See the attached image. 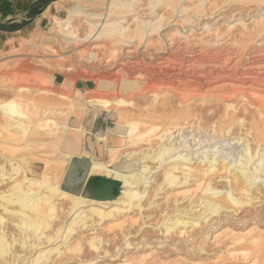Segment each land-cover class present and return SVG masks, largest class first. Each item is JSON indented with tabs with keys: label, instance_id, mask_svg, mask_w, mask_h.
Instances as JSON below:
<instances>
[{
	"label": "bare ground",
	"instance_id": "obj_1",
	"mask_svg": "<svg viewBox=\"0 0 264 264\" xmlns=\"http://www.w3.org/2000/svg\"><path fill=\"white\" fill-rule=\"evenodd\" d=\"M61 2L62 0H57L54 4H61ZM108 10L113 15L107 16L109 19L98 31L96 38L105 40L116 38L122 43L128 36L125 34L126 30L120 25V19L124 13L135 11L132 9V0H110ZM80 15L81 13L73 8L69 10L66 20L56 19L60 32L64 34V44L77 39L71 29V20ZM137 16L139 19L140 16ZM84 20L88 24V34L91 35L98 21H91L88 15ZM258 29L257 34H261L259 32L264 27ZM133 35L129 38H134ZM138 39H141L140 35ZM200 47L197 54L191 55V58L187 56L189 69L193 68L194 64L204 67L197 74L189 75L184 72L185 69L182 72L184 67L181 69V66L186 60L184 55L178 54L166 59L159 56L155 64L148 62L149 64L144 66L146 68L143 69V78H137L136 75L137 79L134 80L136 84L130 91L127 92L129 89L123 85L125 82L120 83L123 85L120 91L127 92V96L135 95L144 98L151 95L155 98L159 94L163 95L153 109L144 112L146 114L143 113L144 116L140 112L141 116H137V120H130L123 110L122 113H108L112 120L117 121L115 126L118 127L124 145L120 149L109 148L110 158L107 163L89 159L87 166H80L84 172V180L79 185L71 178L74 168L72 163L69 165V160L73 156L71 152L79 149L78 138L72 141L65 139L67 131L79 134L80 137L85 135L84 128L75 129L69 125L77 102L70 96L57 95L54 98V94L49 91H43V94L39 93L37 97L27 88L19 89L20 94H25L27 99L24 104L19 103L22 101L15 100L0 102V145L11 149L16 144L17 148L24 152L15 160L0 156V264H51L53 258L59 261L60 257L67 252L78 253L85 243L88 249L98 252L110 241L91 235L87 239H78L70 247H67V244L72 234L89 232L94 225L99 227L102 222L108 224L109 229L119 228L122 231L119 236L122 244L120 246L116 242L113 244L117 253L122 252L121 246L124 248L131 246L128 239L131 234L135 236L144 229H150L151 232L157 233L155 244H163L169 248L163 253L185 252L188 249L190 257L187 259H194L198 258L200 252L206 251L205 242L209 236L214 240L218 239V235L211 237L209 233H216L222 228L234 227L245 221H249L248 225L253 226H258L262 222L264 210L254 206L264 200V149H261L262 141H264V123H261L263 120L253 121L251 125L255 132L253 135L250 134L251 140L255 142L253 147L249 143L250 139H240L241 135L236 137V143L242 146L240 156L234 161H229L226 155L212 153L196 158L195 154L182 152L181 142L185 135L182 123L187 118L198 119L199 115L188 113L182 119L175 117L179 116V110H182L188 101L195 100L203 92L212 93L210 95H214L216 99L223 102L239 94L241 98L247 100L246 95H250L251 99L245 101L246 104L242 106V111L237 112L236 117L242 112L247 114L250 108H254L260 115L264 113V95L262 94L264 92L261 91V89L264 90V57L259 55L258 59L250 58L248 63L251 65L249 64L250 66L244 70H239L238 66L244 63L241 58L232 65L227 57L218 52L212 53V45ZM222 49L215 48V50ZM95 59L96 55L89 51L86 61L92 63ZM224 69L226 72L223 71ZM98 72L95 76L92 73L93 78L90 77L92 82L97 83L100 80H105L106 83L111 82L108 74H105L107 75L105 78L102 77L104 74L99 75ZM125 76L122 78L125 81L132 78L130 72L125 73ZM118 78L112 79V83L118 84ZM215 82H225L226 86L220 88L221 90L214 89L212 86ZM116 88H112L115 93ZM216 92L218 94H214ZM210 95L208 98H211ZM116 102L119 105L126 104L121 100ZM62 103L68 107L61 109ZM83 104L106 109V112L110 107L108 101L97 96L88 97ZM83 104H79L78 107ZM222 112L214 110L213 114L205 118L207 121L216 120L218 124L232 121L227 118L226 113ZM56 113L60 118H56ZM142 116L150 120V123L147 124V121L141 120ZM93 117L94 114H92ZM63 118L64 121L61 122ZM157 120H165L166 127L159 129L155 124ZM179 120L182 122L179 123ZM239 123L245 126L243 119ZM173 129L178 130H176V136L172 135ZM11 132L17 133L14 141L13 137L8 135ZM213 133L217 134L214 129L210 134ZM100 140L107 144L108 137H102ZM262 145L264 147V143ZM43 147H53L57 151L65 150L66 152L62 153L64 159L56 162L57 165L46 166L40 175H36L41 169V164L35 160L34 153ZM85 156L86 153L83 152L82 157L85 158ZM45 163L48 161L45 160ZM159 168L160 177L152 180V171ZM90 176L117 182L120 184V189L110 200L95 199L89 191L86 197H83L81 194L86 185V179ZM168 189L178 191L176 198L172 201L166 198L160 205L155 204V198L166 195ZM190 197L192 200L183 206ZM85 206L88 209L85 210ZM238 211L246 213L240 220H237L234 215ZM3 216L15 220L14 225L11 226L16 233H7ZM151 220L156 223L146 225V222ZM257 235L258 237H253L248 244L238 243L245 236L233 235L234 237L230 238L231 243L228 244L232 247L226 248L225 251L264 248V235L260 233ZM144 236L146 235L142 234L140 237ZM58 240L60 243L50 248ZM148 244L151 243L142 244V248H145L142 251L136 248L137 255L130 256L123 264L182 263L179 261L169 263L168 258L159 255L154 259L149 257L151 260L146 261L147 257L156 251H151L147 247ZM245 255L247 256V253Z\"/></svg>",
	"mask_w": 264,
	"mask_h": 264
},
{
	"label": "rangeland",
	"instance_id": "obj_2",
	"mask_svg": "<svg viewBox=\"0 0 264 264\" xmlns=\"http://www.w3.org/2000/svg\"><path fill=\"white\" fill-rule=\"evenodd\" d=\"M149 1L150 4H148ZM109 2L110 0H62L61 4H53L40 25L33 30L24 32L21 35L22 39L15 43L14 48L12 47L7 53L0 55V102L15 100L16 102L22 101L19 103L24 104L27 99L25 94H20V88L32 90L31 92L37 97V94L41 93L42 95L43 91H49L54 94V98L57 95L70 96L71 99L77 102V106L73 109V114L70 117L69 125L75 129L84 128L85 135L80 137L79 134L71 131H67L66 135H64L68 141L78 138L79 149L76 152H71L73 156L69 160V165L72 163L71 165L74 168V174L71 178L76 180L78 185L84 180V172L80 166H87L86 164L91 159L107 163L110 158L109 148L117 147L120 149L124 145L123 139L120 138L121 134L118 131V127L115 126L117 121L112 120L108 113L117 114L122 113L123 110V113L129 116L130 120H137V116L140 117L141 113L144 116L146 114L144 112L153 109L157 101L162 97L163 94H159L155 98L151 95L144 98H139L135 95L127 96L126 93L136 84L134 80L143 78V69L146 68L144 66L149 63L155 64L159 56H163L166 59L181 54L186 58L181 66V69L184 67L182 72L185 69L184 72L189 75L197 74L204 67L194 64L193 68L190 67L189 69L188 59L192 57L191 55L197 54L202 45H212V53L218 52L227 57L232 65L241 58L244 63L238 66L239 70H244L251 65L248 63L250 58L258 59L260 56L264 57V29L262 30L263 32H259L261 34H257V29L264 27V20H261L264 18V0H258L257 2L250 0H132V9L135 11L124 13L120 19V25L126 30L125 34L128 36L122 43L117 41L116 38L107 40L96 38L98 31L105 25V21L109 19L107 16L113 15L108 10ZM73 8L81 13L80 16H75L71 20V29L77 39L75 41L70 40L69 43L64 44V34L60 32L56 19L66 20L69 10ZM87 15L91 18V21H98L96 29L91 35L88 34V24L84 20ZM137 15L140 16L139 19ZM131 35L134 38H129ZM139 35L141 39H138ZM216 47L225 49L215 50ZM89 51L96 55V59L92 63L86 61V55ZM187 56L190 57L188 58ZM140 62L142 63L141 65ZM126 71L130 72L132 77L127 79L128 81L122 79L127 77V75L125 76ZM223 71L226 72L225 69ZM97 72L99 75L100 73L101 75L104 74L102 77L105 78H107L105 74H108L111 82L106 83L105 80H100L97 83L92 82L91 78L97 75ZM82 73L84 77L81 75ZM111 74L113 75L111 76ZM115 75L117 78L119 77L118 84L116 85L112 83V79H116ZM122 81L125 82L123 85L129 89H126L127 92L124 91V93L120 91V87L123 86L120 84L123 83ZM104 86L107 90L103 89L105 88ZM223 86H226L225 82H215L212 87L221 90L220 88ZM112 88L117 89L116 93ZM261 91L264 92L263 89ZM210 94L212 93L203 92L201 96L196 98L197 100L188 101L184 105L185 107L179 110V116L175 117L176 119L178 117L182 119L188 113L199 115L198 119L194 117L187 118L182 123L184 124L182 127L184 128L185 132H183L185 135L183 134L184 138L181 142V150L184 153L195 154L196 158H202L215 153L223 156L226 155V157H229V161H234L236 160L235 158L240 156L242 149L240 143H236L238 135H241L239 136L240 139H250L249 143L253 147L255 142L251 140L250 134L253 135L255 132L251 128V125L253 121L258 119L259 121L262 119L261 123H264V113L260 115L254 108L249 107L251 110L247 114L242 112L240 116L238 115L239 121L243 119V124L245 125L241 126L236 114L242 111L245 101L251 99L250 95H246L247 100L241 98L239 94L223 102ZM214 94H218V92ZM262 94L264 95V93ZM208 95L211 98H208ZM96 96L109 102L110 107L108 108V112H106V109L94 106L89 107L90 105L83 104L88 97ZM168 97L170 96L168 95ZM120 100L126 102V104H116V101ZM79 104H83L85 107L83 108V105L78 107ZM60 106L61 109L68 107L63 103ZM212 109L220 112L223 111L222 113H226L227 118L232 121H225L219 124L216 123V120L207 121L205 117L213 114L214 110ZM92 114H94L93 118ZM143 116L140 119L147 121V124H149L150 120H147ZM56 118H60L57 113ZM60 121L63 122L64 118ZM180 122L182 121L179 120ZM155 124L159 129H164L167 123L165 120H157ZM213 129L217 134H210ZM176 130H172L174 132L173 136H176V132L178 131ZM230 132H233L232 135ZM15 134L17 135L16 132L8 134L13 137V141L16 138ZM102 137H108L107 144L101 142L100 138ZM8 141H11L10 138ZM262 142L264 143V141ZM262 144L261 149H264ZM212 147L214 150H211ZM65 152V150L57 151L53 147L37 149L34 153V158L41 164V169L36 175H40L46 166L57 165L60 159H64L62 153ZM83 152L86 153L85 158L82 157ZM23 154L24 152L17 148L16 144L11 149L0 145V156L5 159L15 160ZM45 160L48 163H45ZM159 171L160 168L152 171V180L153 178L160 177ZM95 177L90 176L86 179V185L81 194L83 197H86L88 185L94 182ZM119 189L120 186L114 190V193L117 194ZM177 192V190L171 191L168 189L166 195H160L155 198V204L159 203L160 205L166 198L171 201L174 200ZM191 200L192 197L188 198L183 206H186ZM85 207V210L88 209V207ZM254 207L264 210V200ZM234 215L237 220H240L246 213L238 211ZM3 218L5 219L7 233H16L15 229L13 230L14 227L11 226L12 224L14 225L15 220L8 219L6 216H3ZM261 220L262 222L258 226L248 225L249 221H245L240 225L222 228L216 233H209L212 235L211 237L216 235L219 237L217 236L218 239L214 240V238H210L208 235L209 239L205 242L206 251L200 252V255L197 256L198 258H194L196 260L187 259L190 257L188 256V249L185 252L163 253L169 248H166L163 244H155L157 242L155 239L157 233L151 232L150 229H144V231L135 236L131 234L128 238L131 246L128 248L121 246L120 251L122 252L117 253L113 248V244L114 242L119 246L122 244L119 237L122 231L119 228L109 229L108 227L110 226L102 222V225L99 227H95L94 225L89 232L84 231L72 234L67 247L72 246L78 239H87L91 235H95V237L100 236L103 240H109V244H104L98 252H93L88 249L85 243L78 253L67 252L60 257L59 261H55L53 258L51 264H123L130 256L137 255L136 248H139V251L145 249L142 248V244L145 242L151 243L147 245L151 251L156 250L147 257V260L145 259L146 261H150L159 255L163 258H168L167 262L169 263L179 261L182 262L181 264H251L253 262V264H264V248L260 250L247 248L244 251L238 249L232 252L225 251L226 248L232 247L228 246V244L231 243L230 238L235 235L239 237L245 236L243 240L238 242L240 244H248L253 237H258V233L264 235V212ZM155 223L156 221L151 220L147 221L146 225H154ZM142 234L147 237H140ZM59 243L60 240L54 242L50 248ZM105 252L107 253L105 254ZM243 252L249 256L247 257L245 253L243 255Z\"/></svg>",
	"mask_w": 264,
	"mask_h": 264
},
{
	"label": "trees",
	"instance_id": "obj_3",
	"mask_svg": "<svg viewBox=\"0 0 264 264\" xmlns=\"http://www.w3.org/2000/svg\"><path fill=\"white\" fill-rule=\"evenodd\" d=\"M55 1L57 0H0V14L2 16L21 17L18 22L11 19L4 24H0V30L11 33L27 28L36 17Z\"/></svg>",
	"mask_w": 264,
	"mask_h": 264
},
{
	"label": "crops",
	"instance_id": "obj_4",
	"mask_svg": "<svg viewBox=\"0 0 264 264\" xmlns=\"http://www.w3.org/2000/svg\"><path fill=\"white\" fill-rule=\"evenodd\" d=\"M53 4L54 2L50 4L38 17H36L27 28L23 30H19V31L11 32V33L0 30V55L5 54L8 51H10L12 47L14 48L15 43H17L19 40L22 39L21 35L24 32L33 30L38 25H40L43 19H45L46 14H48L49 11L51 10ZM11 19H15V22H18L21 19V17L15 16L14 18H12L9 15L2 16L0 14V24H4L6 21H9Z\"/></svg>",
	"mask_w": 264,
	"mask_h": 264
},
{
	"label": "water",
	"instance_id": "obj_5",
	"mask_svg": "<svg viewBox=\"0 0 264 264\" xmlns=\"http://www.w3.org/2000/svg\"><path fill=\"white\" fill-rule=\"evenodd\" d=\"M119 186L120 184L117 182L96 176L94 182L88 185L87 192L92 193L95 199L110 200L115 197L114 190Z\"/></svg>",
	"mask_w": 264,
	"mask_h": 264
}]
</instances>
